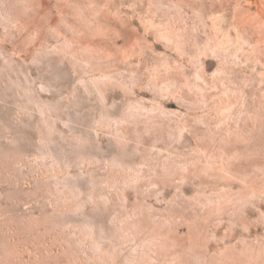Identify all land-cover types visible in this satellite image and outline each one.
<instances>
[{
  "label": "rangeland",
  "instance_id": "obj_1",
  "mask_svg": "<svg viewBox=\"0 0 264 264\" xmlns=\"http://www.w3.org/2000/svg\"><path fill=\"white\" fill-rule=\"evenodd\" d=\"M0 264H264V0H0Z\"/></svg>",
  "mask_w": 264,
  "mask_h": 264
}]
</instances>
